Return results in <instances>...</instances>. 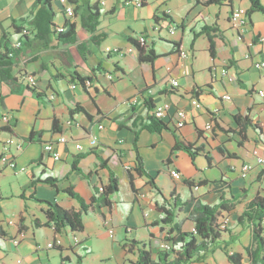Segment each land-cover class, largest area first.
I'll return each mask as SVG.
<instances>
[{"label": "crops", "instance_id": "crops-1", "mask_svg": "<svg viewBox=\"0 0 264 264\" xmlns=\"http://www.w3.org/2000/svg\"><path fill=\"white\" fill-rule=\"evenodd\" d=\"M34 2L0 0V52L3 45L8 44L9 51L20 39L12 22L29 32L12 57L11 74L16 79L20 73L34 76V89L40 94L20 78L0 80V155L2 142L13 137L21 146L11 147L10 155L17 166L26 168L17 173L0 163V264H7L8 255L16 258V264H60L61 258L67 260L62 264L86 260L89 264H135L143 247L155 260L166 237L193 229L194 207L218 204L225 208L220 213L231 232L223 236V242L229 243L230 252L243 255L244 264H250L244 249L252 243L251 230L238 218L255 197H264V169L255 165V157L264 148V100L257 95L264 91V72L252 65L264 61V14H246L247 24L237 31L230 23L231 13H246L249 0H232L230 6H206L200 0H146L138 8L125 5V0H72V19L65 17L58 0H52L54 23L75 25V42L65 44L52 35L34 39L31 27L22 23L30 18ZM261 3L264 6V0ZM93 5L100 12L92 34L82 20ZM205 26L214 29L203 34ZM171 27H176L174 34ZM2 31L7 42L1 41ZM139 35L145 36L146 53L154 55L151 62H140L135 47L122 56L106 55L112 48L134 46L130 40L135 42ZM93 36L105 39L96 44ZM184 52L186 57L181 55ZM98 65L102 72L95 71ZM222 69L227 71L225 76L219 74ZM75 73L91 78L87 90L70 79ZM171 80L178 85L172 87ZM145 98L154 107L168 105L161 120L165 128L159 132L146 129L151 113ZM77 105L83 111L71 115ZM179 111L185 114L180 128L176 125ZM236 117L251 122L244 138ZM254 126H260L259 131ZM93 135L98 143L90 148ZM59 136H65L67 143L56 146L61 159L54 161L43 151V144L55 143ZM177 143L198 152L191 157L175 150ZM75 144L82 150H76ZM134 144L147 175L124 169L134 167ZM75 160L78 171L72 169ZM101 161L118 181L110 207L94 205L77 235L55 234L44 226L46 205L37 200L78 210V202L66 192L77 193L89 203L94 188L109 181ZM246 163L254 166L241 178L240 168ZM172 170L181 179H173ZM49 178L56 180L54 186L46 182ZM190 202L191 206L183 205ZM166 218L170 223L162 222ZM14 240L19 241L17 245ZM49 242H54V248L46 247ZM205 263L229 264L220 248L207 254Z\"/></svg>", "mask_w": 264, "mask_h": 264}, {"label": "trees", "instance_id": "trees-1", "mask_svg": "<svg viewBox=\"0 0 264 264\" xmlns=\"http://www.w3.org/2000/svg\"><path fill=\"white\" fill-rule=\"evenodd\" d=\"M52 0H35L33 8L31 10V16L27 20H23L22 23H27L32 32H34V39L44 40L48 36H56L58 41H61L65 44L75 42V25L66 23L63 27V31L57 32L58 26L54 23L55 14L51 7ZM72 1V0H70ZM129 1V0H125ZM146 0H141L140 7L145 5ZM232 0H209L204 3L206 6H221L224 3L230 6ZM250 7L246 14L250 17L253 13L259 12L264 14V6L261 3V0H249ZM88 15L82 20L83 27L90 33H94L96 30L97 19L99 16V9L96 5L89 6L87 9ZM232 14V13H231ZM75 15V10H74ZM157 21V20H156ZM13 28L17 34L20 35V41L23 43L28 40V31L24 33L25 28H22L21 25L12 22ZM214 26H205L202 29V33L209 32L213 30ZM6 34L2 31L1 41L7 42ZM105 39L104 36L92 37V40L96 44H100ZM134 47L139 52V61L140 62H151L154 55L152 51L146 53L145 45L141 46L136 41L130 40ZM17 41L13 42L9 51L7 50V45H3V52H0V80L1 82H12L17 81L19 76L23 73H20L16 79L15 76L11 74L12 72V57H9V53L18 52L21 48L14 49L12 46ZM109 56V54H106ZM102 72L103 69L100 65L97 66V70ZM73 83L79 84L84 90H87V82L91 81L90 77H80L77 73L73 74L70 78ZM32 89V92L36 93L40 97L39 92L34 89V87H29ZM195 98H197L195 96ZM145 104L151 116L149 117V125L147 126L148 131L159 132L161 129L165 128L163 122L153 116L152 112L154 106L150 98H145ZM83 111L80 106H76L74 109L70 110L72 115L74 112ZM235 121L239 126L240 135L242 138L245 137V131L247 127L251 126V122L246 118L236 117ZM254 128L259 131L260 126H254ZM53 129L57 131V121L53 122ZM32 139V134L29 137V140ZM176 149H182L189 153L192 157L195 155L198 150L194 149L190 145H181L176 144ZM135 150V164L131 171H134L138 175H147L144 164L141 156L138 152L137 144H134ZM101 166L106 168L109 172V181L106 185H101L100 188H94V195L89 203H86L83 198H81L77 193L72 191H67L66 193L75 199L79 204L78 210H67L56 203L39 201V203H44L46 208L42 210L44 218V226L50 227L53 229L55 234H59L62 231H68L74 235H77L83 231L84 224L83 218L86 215H89L94 210V205L100 208H108L111 205L110 197L118 191V181L114 172L109 169L105 161H101ZM72 169L78 171L76 168V160L73 162ZM130 172V171H127ZM91 173H88L86 176L90 178ZM130 183H132V176L129 175ZM46 182L54 186L56 183L55 179L49 178ZM189 186H192L191 182H187ZM190 203H184L183 205L191 206ZM194 206V205H193ZM224 206L221 204L215 206H206L201 205L198 208H193L191 213V219L193 222V229L190 232H179L177 236L171 237L170 235L166 237L168 243H170V249L167 251H162L157 255L155 260L152 259L151 254L144 247L138 250V256L135 264H206L205 258L207 254L213 253L215 249L220 248L221 251L225 254L229 264H244L243 255L237 252H230L228 250V242H223V236L225 234H231L230 230L222 228L221 225L225 224L222 220L220 211L224 210ZM169 217L170 214H167ZM162 222L170 223V220L166 218ZM239 224H247L250 227L252 235V243L250 246L244 249L248 261L250 264H264V197L257 196L246 206L240 217L238 218ZM38 225V224H36ZM226 225V224H225ZM132 244H139L132 242ZM177 249H176V248ZM67 260L61 258L60 264L66 262Z\"/></svg>", "mask_w": 264, "mask_h": 264}, {"label": "built area", "instance_id": "built-area-1", "mask_svg": "<svg viewBox=\"0 0 264 264\" xmlns=\"http://www.w3.org/2000/svg\"><path fill=\"white\" fill-rule=\"evenodd\" d=\"M200 1L203 3H206L209 0H200ZM58 2L62 6V12L64 13L65 17L67 19L74 18V7H73V4L71 3V1L70 0H58ZM130 4H133L136 8H138L141 5V0H134V3L131 0H129L125 3V5H130ZM230 23L235 30H237V31L242 30L245 27V25L247 24V16H246V13L244 12V10L233 11L231 14V17H230ZM175 30H176V27H171L170 33L174 34ZM61 31H63V27L59 26L57 28V32H61ZM23 32L26 33L27 31L24 30ZM262 40L263 39H261V41ZM136 42L141 46L145 45V43H146L145 36L139 35L137 37ZM21 45H22V43L20 41H17L12 46V48L14 50V49L20 48ZM133 50H134V46L128 47L126 49L112 48V49L108 50L106 54H109V55L113 54V55L122 56V55H125L128 53H131ZM181 55L183 57H186L187 54L184 52V53H181ZM8 56L12 57L13 52H10ZM252 65L255 69L261 70L264 72V61H255L252 63ZM219 74L221 76H225L227 74V71L225 69H222V70H220ZM19 78L21 80L25 81L28 87H34L36 85V79L32 75L22 74L19 76ZM108 78L112 79L111 76H108ZM90 84H91V82H87L88 88L90 87ZM170 85L172 87H176L178 85V83L175 80H171ZM257 95L264 100V91H259L257 93ZM223 99L229 100L230 97L229 96H223ZM193 103L198 105L196 100H193ZM167 110H168V105L156 106L154 108L152 114L156 118L162 120L165 118ZM177 116H178V121H177L176 125L178 128H180L184 125L185 114H184V112L179 111V112H177ZM8 120H9L8 117H3L4 122H8ZM98 128L101 129L102 126L100 125V126H98ZM210 128H211V124H208L206 126V129L208 130ZM66 143H67V139L65 138V136H59L55 143H52V142L44 143L43 144V151L45 153L49 154V156H51V158L54 161H59L61 159V154H60V152L56 146L57 145H65ZM97 143H98L97 137L95 135L91 136V138L89 140L90 148L95 147L97 145ZM20 146H21V144L18 140H16L13 137H9L5 141L2 142V151H1V155H0V163L4 166L8 167L9 169L17 172V173L18 172H25L26 168L17 166L15 159L10 155V148L11 147L20 148ZM75 148H76V150H82V146L80 144H75ZM255 165L257 167H259L260 169H264V148L261 151V153L255 157ZM253 166H254L253 164H248V163L243 164L241 166L240 172H239L240 177L246 178L248 173L252 170ZM124 169H125V171H131L132 167L127 165L124 167ZM170 174H171V177L175 180L181 179L180 173L175 171V170H172L170 172ZM263 184H264V181H263ZM9 223L12 224L11 221H9ZM221 227L225 228L226 225L222 224ZM112 233H113L112 230L108 231L109 237H112ZM74 241H75V243H78V240L76 238ZM18 242H19L18 240H14V244H16V245L18 244ZM54 245H55L54 242H49L46 245V247L48 249H51V248H54ZM169 249H170V243H168V242L162 243L160 245V250H162V251H167Z\"/></svg>", "mask_w": 264, "mask_h": 264}, {"label": "rangeland", "instance_id": "rangeland-1", "mask_svg": "<svg viewBox=\"0 0 264 264\" xmlns=\"http://www.w3.org/2000/svg\"><path fill=\"white\" fill-rule=\"evenodd\" d=\"M112 40H115V39H112ZM13 258V261H11ZM91 260V258H90ZM6 263L7 264H16V258L12 255H8L7 256V259H6ZM84 264H89V260H86V262ZM95 264H98L97 262H95Z\"/></svg>", "mask_w": 264, "mask_h": 264}]
</instances>
